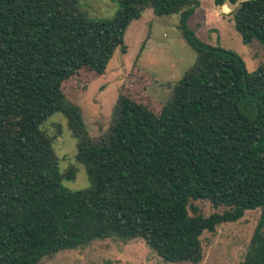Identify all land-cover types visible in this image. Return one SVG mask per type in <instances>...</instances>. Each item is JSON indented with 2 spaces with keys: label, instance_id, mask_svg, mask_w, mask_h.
<instances>
[{
  "label": "trees",
  "instance_id": "16d2710c",
  "mask_svg": "<svg viewBox=\"0 0 264 264\" xmlns=\"http://www.w3.org/2000/svg\"><path fill=\"white\" fill-rule=\"evenodd\" d=\"M118 2L111 19L96 20L78 0H0V264L137 237L166 262L196 264L205 231L256 208L239 264H264V65L248 71L235 51L201 40L188 26L198 0ZM148 9L182 10L179 28L195 62L158 114L120 94L108 135L94 142L63 86L83 72L103 74L116 49L126 52L128 24ZM230 13L244 43L264 44V0ZM56 112L77 139L86 188L61 184L74 170H59L41 128ZM199 199L225 209L203 215L192 204Z\"/></svg>",
  "mask_w": 264,
  "mask_h": 264
},
{
  "label": "rangeland",
  "instance_id": "374dc122",
  "mask_svg": "<svg viewBox=\"0 0 264 264\" xmlns=\"http://www.w3.org/2000/svg\"><path fill=\"white\" fill-rule=\"evenodd\" d=\"M199 6L188 19V26L203 41L238 53L246 69L253 71L264 65V44L257 39L244 43L234 27L231 11L214 0H198ZM80 10L91 19H111L119 8L118 0H78ZM156 15L151 9L133 19L125 29L126 52L116 49L103 74L98 77L83 72L63 86L66 100L77 105L86 129L94 142L108 135L113 122L116 99L131 95L158 114L168 101L175 83L193 66L196 52L182 38L180 14ZM41 128L51 137L59 170H74V177L63 178L69 190L86 188L89 180L84 166L76 158V137L67 126L63 114L48 117ZM192 204L203 215L221 212L208 200ZM190 213H192L190 211ZM260 209L245 211L234 222H223L213 232L205 231L200 239L203 256L196 264H239L249 246ZM37 264H192L166 262L143 239L124 241L119 238L95 239L84 246L59 250L44 256Z\"/></svg>",
  "mask_w": 264,
  "mask_h": 264
},
{
  "label": "water",
  "instance_id": "95a60500",
  "mask_svg": "<svg viewBox=\"0 0 264 264\" xmlns=\"http://www.w3.org/2000/svg\"><path fill=\"white\" fill-rule=\"evenodd\" d=\"M243 1L246 0H236L235 2H232L231 0H224V5L230 10L234 11L236 7Z\"/></svg>",
  "mask_w": 264,
  "mask_h": 264
},
{
  "label": "crops",
  "instance_id": "0c3cea01",
  "mask_svg": "<svg viewBox=\"0 0 264 264\" xmlns=\"http://www.w3.org/2000/svg\"><path fill=\"white\" fill-rule=\"evenodd\" d=\"M221 7V6H220Z\"/></svg>",
  "mask_w": 264,
  "mask_h": 264
}]
</instances>
